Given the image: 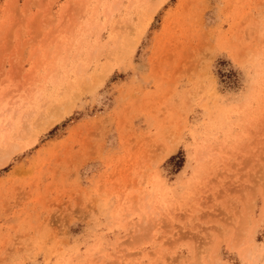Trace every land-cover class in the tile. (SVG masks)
Segmentation results:
<instances>
[{
    "label": "rangeland",
    "instance_id": "1",
    "mask_svg": "<svg viewBox=\"0 0 264 264\" xmlns=\"http://www.w3.org/2000/svg\"><path fill=\"white\" fill-rule=\"evenodd\" d=\"M0 264H264V0H0Z\"/></svg>",
    "mask_w": 264,
    "mask_h": 264
}]
</instances>
